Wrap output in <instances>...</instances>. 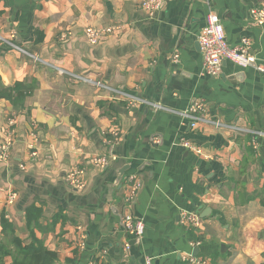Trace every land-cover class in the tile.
Listing matches in <instances>:
<instances>
[{
	"label": "crops",
	"instance_id": "0c3cea01",
	"mask_svg": "<svg viewBox=\"0 0 264 264\" xmlns=\"http://www.w3.org/2000/svg\"><path fill=\"white\" fill-rule=\"evenodd\" d=\"M142 1L0 0V87L35 85L21 109L0 99V143L12 141L0 161V245L14 252L13 238L33 237L55 264H262L264 137L257 149L251 140L264 134V74L226 61L203 75L197 37L211 12L229 46L248 39L264 64V25L250 17L264 0H168L153 15ZM88 27L116 28L91 46ZM198 101L205 109L191 128L180 114ZM97 157L111 161L95 168ZM76 169L81 190L65 182ZM132 175L139 188L125 209ZM184 210L199 215L196 229L180 225ZM125 212L142 220L141 237L125 234Z\"/></svg>",
	"mask_w": 264,
	"mask_h": 264
},
{
	"label": "built area",
	"instance_id": "2783aa9c",
	"mask_svg": "<svg viewBox=\"0 0 264 264\" xmlns=\"http://www.w3.org/2000/svg\"><path fill=\"white\" fill-rule=\"evenodd\" d=\"M168 0H143L140 7L144 11L150 13L151 15L156 14ZM250 17L252 21L259 27L264 25V5L260 7H255L250 10ZM116 27H107V28H95L88 27L84 31V36L91 46H96L102 42L103 38L112 34ZM197 42L199 49L202 55V73L203 75L214 77L217 76L221 70V67L224 62L228 61L237 66L240 69H245L251 66L255 67V70L258 73L264 74V64L258 65L255 62L254 55L250 54V41L246 38H241L240 43L236 47H231L228 45L223 28L219 21V18L209 12L206 16V25L201 29ZM172 62L177 63L179 61V55L177 53L173 54L171 57ZM77 81H81L87 84L95 85L100 88H105L101 82L92 81L89 78L73 75ZM129 105H135L139 100L135 97H128ZM205 105L203 102L194 103L188 110L182 112L180 115L182 118L189 121V126L195 128L197 123L201 121V118L198 116L199 113L203 112ZM115 134V131H114ZM258 137H264L263 133L254 135L251 140V145L254 149H257ZM12 141L11 139H6L4 142L0 143V161L7 162L10 156ZM178 146L183 149L191 152L199 157H204L202 149L199 146H196L192 142L179 139ZM32 156H36V153L33 152ZM114 160V159H113ZM111 158L97 157L92 160V166L95 168L103 169L109 165ZM83 171L82 170H73L70 171L66 178V185L70 188L83 189L84 182L82 180ZM132 188L130 196L125 199V209H128L130 201L136 190L139 188V184L135 176H130L127 178L123 188L127 187ZM180 225L187 230L196 229L201 222V219L198 214L191 211H182L180 213L179 219ZM121 226L125 234L129 237H141L144 233V224L142 220L135 218L128 212H125L121 218ZM128 243H125V248H128ZM183 260L188 262H194L192 258Z\"/></svg>",
	"mask_w": 264,
	"mask_h": 264
},
{
	"label": "trees",
	"instance_id": "16d2710c",
	"mask_svg": "<svg viewBox=\"0 0 264 264\" xmlns=\"http://www.w3.org/2000/svg\"><path fill=\"white\" fill-rule=\"evenodd\" d=\"M34 89L35 85H27L23 83H15L10 87H0V99L9 101L15 109H21L24 106L25 99L33 93ZM99 105L102 108L105 107L104 103H100ZM104 139L109 143L116 142L118 140L117 130H115V134L112 135L106 133ZM1 221L4 234L10 235L12 233L10 229L11 226L9 223L4 222V220ZM12 240V244L15 247L14 252H10L6 247L0 245V264H4V259L6 257H10L12 264H55L57 259L56 255L45 249L43 245L34 240L33 237L32 242L29 245H23L16 237ZM262 264H264V261Z\"/></svg>",
	"mask_w": 264,
	"mask_h": 264
},
{
	"label": "water",
	"instance_id": "95a60500",
	"mask_svg": "<svg viewBox=\"0 0 264 264\" xmlns=\"http://www.w3.org/2000/svg\"><path fill=\"white\" fill-rule=\"evenodd\" d=\"M242 75H237L235 78H241ZM129 169L128 165L122 166L121 168L116 170V178L113 182V187L115 188H120L121 182H122V178L125 174V172ZM197 252V250L195 251V253Z\"/></svg>",
	"mask_w": 264,
	"mask_h": 264
}]
</instances>
